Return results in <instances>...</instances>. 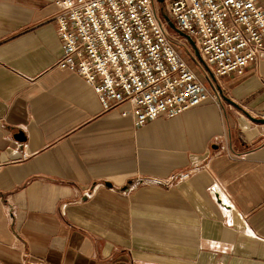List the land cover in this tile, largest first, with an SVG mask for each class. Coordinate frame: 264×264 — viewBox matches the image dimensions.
<instances>
[{
	"label": "crops",
	"instance_id": "0c3cea01",
	"mask_svg": "<svg viewBox=\"0 0 264 264\" xmlns=\"http://www.w3.org/2000/svg\"><path fill=\"white\" fill-rule=\"evenodd\" d=\"M55 11L0 0V264H264V59L135 126L57 66Z\"/></svg>",
	"mask_w": 264,
	"mask_h": 264
},
{
	"label": "built area",
	"instance_id": "2783aa9c",
	"mask_svg": "<svg viewBox=\"0 0 264 264\" xmlns=\"http://www.w3.org/2000/svg\"><path fill=\"white\" fill-rule=\"evenodd\" d=\"M262 2L53 0L62 45L57 66L79 74L102 109L125 105L121 115H132L135 126L174 117L206 99L220 105L219 92L211 93L179 53L164 15L193 39L198 66L203 63L215 77L243 75L248 64L264 59Z\"/></svg>",
	"mask_w": 264,
	"mask_h": 264
},
{
	"label": "rangeland",
	"instance_id": "374dc122",
	"mask_svg": "<svg viewBox=\"0 0 264 264\" xmlns=\"http://www.w3.org/2000/svg\"><path fill=\"white\" fill-rule=\"evenodd\" d=\"M163 11V7L161 9ZM162 13V12H161ZM170 34L174 36L176 41L178 42V51L183 56V58L188 62L192 68L195 70L196 73H198L201 76V79L203 80L204 84L207 86L208 90L213 93L214 91H218L221 95V100H223V97L225 95V90L221 88L220 81L223 79L222 76L215 77L214 74L202 63V66H198L196 62H194L192 58V54H195V50L190 44L188 40H185L182 35H179L177 32L172 30L170 28L169 30ZM196 55V54H195ZM197 56V55H196ZM199 57V56H197ZM206 70V71H205ZM207 72V74L205 73ZM224 101V100H223Z\"/></svg>",
	"mask_w": 264,
	"mask_h": 264
},
{
	"label": "water",
	"instance_id": "95a60500",
	"mask_svg": "<svg viewBox=\"0 0 264 264\" xmlns=\"http://www.w3.org/2000/svg\"><path fill=\"white\" fill-rule=\"evenodd\" d=\"M159 2H162L163 0H158ZM164 18L166 19V21H167V23H168V25H169V27L172 29V30H174L175 32H177L179 35H182V36H184L189 42H190V44L192 45V47L194 48V50H195V54L197 55V56H199V53H198V51H197V48H196V46H195V43H194V41H193V39L191 38V37H189L188 35H186L184 32H181L180 30H178L176 27H175V25L173 24V22L166 16V15H164ZM253 121H256V122H264V118H256V117H250ZM17 136L19 137V138H21V137H23L22 136V134L19 132V133H17ZM109 185V184H108Z\"/></svg>",
	"mask_w": 264,
	"mask_h": 264
}]
</instances>
